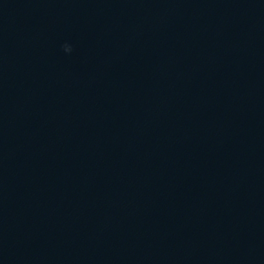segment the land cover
Wrapping results in <instances>:
<instances>
[{
    "label": "water",
    "instance_id": "95a60500",
    "mask_svg": "<svg viewBox=\"0 0 264 264\" xmlns=\"http://www.w3.org/2000/svg\"><path fill=\"white\" fill-rule=\"evenodd\" d=\"M0 264H264V0H0Z\"/></svg>",
    "mask_w": 264,
    "mask_h": 264
},
{
    "label": "clouds",
    "instance_id": "9594fccd",
    "mask_svg": "<svg viewBox=\"0 0 264 264\" xmlns=\"http://www.w3.org/2000/svg\"><path fill=\"white\" fill-rule=\"evenodd\" d=\"M64 51L67 52V53H71L72 48L70 46H68V45H65L64 46Z\"/></svg>",
    "mask_w": 264,
    "mask_h": 264
}]
</instances>
